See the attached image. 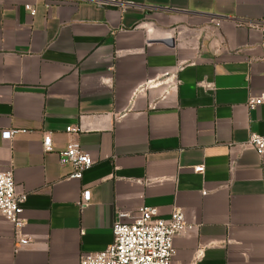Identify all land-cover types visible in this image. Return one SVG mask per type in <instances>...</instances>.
Here are the masks:
<instances>
[{"label": "crops", "instance_id": "crops-1", "mask_svg": "<svg viewBox=\"0 0 264 264\" xmlns=\"http://www.w3.org/2000/svg\"><path fill=\"white\" fill-rule=\"evenodd\" d=\"M263 23L264 0H0V168L27 195L24 227L0 216V264H78L141 207L191 227L172 264H264V155L246 145L264 135L246 106ZM69 142L94 161L78 180Z\"/></svg>", "mask_w": 264, "mask_h": 264}, {"label": "built area", "instance_id": "built-area-1", "mask_svg": "<svg viewBox=\"0 0 264 264\" xmlns=\"http://www.w3.org/2000/svg\"><path fill=\"white\" fill-rule=\"evenodd\" d=\"M260 33L264 39V23L260 27ZM261 105H264V93L255 97L250 96L246 102L249 110ZM65 132L77 134L79 129L70 126L66 127ZM14 134L16 131H4L1 136L3 140H10ZM246 145L258 156L264 155V135L251 134ZM42 147L44 152L51 151L49 133L44 134ZM58 161L61 166H71L72 172L68 178L75 180L81 179L83 173L94 163L76 142H69L65 149L58 153ZM203 171V166L194 168L196 173ZM16 189L12 169L0 168V216L18 231L25 225L22 212L27 195L18 193ZM89 200L90 193L84 191L79 205L84 206ZM190 228L179 209H174L167 219H162L155 208L141 207L131 222L118 220L113 225L111 245L99 253L82 255L78 264H172L173 241ZM19 243L26 245L27 241L21 240Z\"/></svg>", "mask_w": 264, "mask_h": 264}]
</instances>
